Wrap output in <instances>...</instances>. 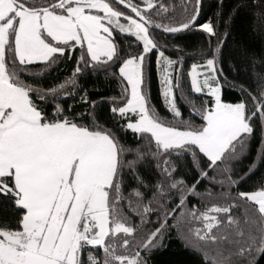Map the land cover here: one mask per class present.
<instances>
[{"label":"snow or ice","instance_id":"1","mask_svg":"<svg viewBox=\"0 0 264 264\" xmlns=\"http://www.w3.org/2000/svg\"><path fill=\"white\" fill-rule=\"evenodd\" d=\"M176 7L0 0V264H155L169 241L193 264H262L264 183L240 186L264 166V0ZM242 12L259 50L226 53ZM69 61L63 80L48 71ZM98 74L120 93L93 99Z\"/></svg>","mask_w":264,"mask_h":264},{"label":"trees","instance_id":"2","mask_svg":"<svg viewBox=\"0 0 264 264\" xmlns=\"http://www.w3.org/2000/svg\"><path fill=\"white\" fill-rule=\"evenodd\" d=\"M169 5L175 4L177 7L175 10H171L168 15H171L177 21L183 18V9L179 7L181 5L182 0H165ZM236 0H224L226 10L228 7H231ZM218 0H203L204 8L202 11V16L206 19L209 16H213L216 11ZM252 21L251 18L246 13L238 14L232 26L231 35L228 37V47L225 48V52H229L232 50L233 44L235 43H243L248 45L250 48H255L259 50L260 41L257 35L252 31L251 28ZM180 38L177 39V43L181 45H187V51H191L192 48L197 44L200 40V35L196 32L191 33H180L177 34ZM196 62L191 57L185 58V74L187 70L190 68L191 64ZM72 62H61L58 66H52L48 71L51 72L52 76L57 77L59 80H63L66 76L71 74L73 68ZM47 76V74H45ZM50 79V78H47ZM47 79L45 82H47ZM229 79H232V76L229 75ZM83 83V81H81ZM86 86L90 89V96L93 99H98L99 97L106 96H116L120 93V88L117 84L109 83L108 79L102 74H98L94 77H89ZM94 86L99 87V91H92ZM188 91H190V84L188 86ZM179 96V93L177 94ZM223 95L225 100L234 101L239 97V93L233 91L227 86L223 90ZM79 99V98H77ZM189 99H193L191 96ZM204 97H199V99L195 100V103L198 105ZM68 103H72L71 100ZM152 103L161 107L163 111V102L162 97L159 96V80L155 71V58L153 57V76H152ZM74 107H81L79 103L74 105ZM104 109H107V106H103ZM186 107V105H185ZM185 116H187V111H185ZM129 140L132 139L131 133H129ZM258 145V141L254 142L251 149V156L255 157L256 147ZM251 160H246L244 162V170L247 171V164L250 163ZM264 183V166H261L260 162H258L257 169L253 174L247 177L244 182L240 186V190H253L258 184ZM168 246L165 249H162L155 253L153 259L155 264H193L194 256L184 249L181 248L178 241H169L167 242ZM264 264V261H262Z\"/></svg>","mask_w":264,"mask_h":264}]
</instances>
